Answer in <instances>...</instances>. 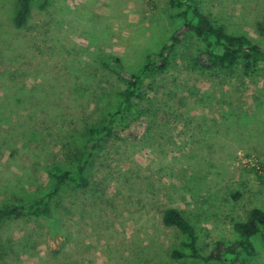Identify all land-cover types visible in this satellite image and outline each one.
Instances as JSON below:
<instances>
[{"label":"rangeland","instance_id":"374dc122","mask_svg":"<svg viewBox=\"0 0 264 264\" xmlns=\"http://www.w3.org/2000/svg\"><path fill=\"white\" fill-rule=\"evenodd\" d=\"M33 0L18 28L17 0H0V207L53 188L74 168L117 93L181 26L169 0ZM204 14L264 47V0H199ZM187 40L157 74L130 127L93 151L87 188L68 184L53 215L0 228V264H204L172 257L183 236L163 222L177 209L208 255L238 239L237 222L264 211V66L207 72L184 60ZM120 59L124 72L111 67ZM237 197V198H236ZM239 264H264V237Z\"/></svg>","mask_w":264,"mask_h":264},{"label":"trees","instance_id":"16d2710c","mask_svg":"<svg viewBox=\"0 0 264 264\" xmlns=\"http://www.w3.org/2000/svg\"><path fill=\"white\" fill-rule=\"evenodd\" d=\"M18 12L15 24L22 28L28 22L33 0H17ZM48 0H43L42 6H47ZM172 16L182 21L181 26L173 33L167 43L155 53L146 56L145 63L136 73L126 80V86L115 98L113 107L104 117L100 127L90 129V141L85 145L81 160L68 170L54 168L50 176L54 181L53 188L43 195L29 201L11 202L0 207V228L13 219H19L41 213L49 219L53 215L56 197L63 187L68 184L78 188H87L89 179L87 169L93 151L101 143L115 136L118 128H128L141 113L139 103L144 101L151 82L157 74L165 71L173 54L187 40H196L204 45L203 50L195 56L189 51L182 50L184 60H190L193 67L207 72L232 71L240 66L246 74L257 75L260 67L264 66V47L248 34H233L224 25L217 24L204 14L199 6V0H169ZM264 30V23L260 26ZM111 67L119 74L124 72L120 59L111 58ZM258 178L264 180V165L254 169ZM237 198V197H236ZM163 222L167 227L177 229L183 236L184 251H174L172 257L176 260H201L204 264H239L242 256H254L256 247L254 239L264 237V211L255 208L248 214L244 222H237L234 231L238 239L231 243L217 242L208 255H202L198 247V234L194 226L177 209L164 212ZM8 249L0 246V258L7 256Z\"/></svg>","mask_w":264,"mask_h":264}]
</instances>
